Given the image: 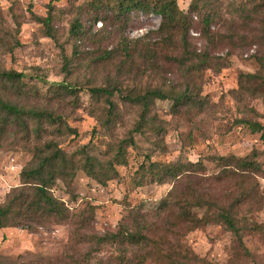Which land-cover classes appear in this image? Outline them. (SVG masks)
<instances>
[{"label": "rangeland", "instance_id": "rangeland-1", "mask_svg": "<svg viewBox=\"0 0 264 264\" xmlns=\"http://www.w3.org/2000/svg\"><path fill=\"white\" fill-rule=\"evenodd\" d=\"M90 1L0 0V71L25 74L15 85L0 79V96L62 118L61 131L57 123L25 117L26 130L12 122L0 136V203L47 142L74 154V162L83 161V148L101 162L92 175L79 169L54 182L51 193L64 202L66 219L0 228L1 264H114L113 247L93 251L78 240L117 232L128 210L154 220L157 234L178 240L203 260L198 264H264V232L251 227L264 226V142L247 123L264 122V0H177L187 16L184 43L180 32L159 29L156 14L132 12L124 20L103 7V20H94ZM45 17L48 26L40 20ZM75 21L84 37L71 36ZM121 38L134 50L129 59ZM91 87L114 91L112 116L105 95L95 98ZM152 89L168 95L151 100L153 121L137 131L142 106L130 98ZM183 91L196 103L173 104L169 95ZM119 145L121 158L114 154ZM218 156L255 159L260 169L225 174ZM148 161L187 170L162 180ZM172 188L175 195L190 192L220 205L244 200L235 210L246 220L243 245L222 224L190 231L173 226L169 212L159 208Z\"/></svg>", "mask_w": 264, "mask_h": 264}, {"label": "trees", "instance_id": "trees-1", "mask_svg": "<svg viewBox=\"0 0 264 264\" xmlns=\"http://www.w3.org/2000/svg\"><path fill=\"white\" fill-rule=\"evenodd\" d=\"M192 4L193 2L191 6ZM89 5L95 12L94 20H103L102 16L99 17L103 7H106V10L111 12L115 18H124V20L132 12L156 14L161 19L159 29L167 32V35L180 32L181 43H184L187 16L179 9L177 0H91ZM40 20L45 22L46 26L49 25L48 17ZM209 21V17L203 19L205 28L209 26ZM69 32L74 38L84 37L86 34L79 21L71 24ZM120 42L125 58H131L134 50L130 48L125 38H121ZM23 77H25L23 72L0 71V79L10 82L12 85L20 82ZM245 77L252 78L254 75L246 74ZM60 85L69 92L74 90L70 84ZM113 92L105 87L90 88V93L97 99L101 95H105L109 116H112L117 108V104L111 100ZM167 95L160 90L152 89L134 99L130 98L133 103L142 106L135 130L138 131L146 123L153 121L152 116L150 117L148 114L151 100L153 98H166ZM169 97L173 99L175 105H193L196 103L194 96L185 91L170 94ZM109 116L106 119L107 123H110ZM25 117L39 122L45 119L50 124L57 123L56 130L61 131V117L49 112L21 108L0 96V136L7 131L12 122L25 127L26 130ZM247 123L252 131L260 133V138L264 142V122L249 121ZM83 150L84 148L78 150L80 154L84 155L83 161L74 162V154L68 156L63 149L52 141L45 143L42 148L37 147L30 163L20 173V185L12 188L4 202L0 203V228L8 226L30 228L32 223L45 224L52 219H66L67 208L64 202L51 193V187L57 179L73 176V173L79 169H83L91 175L92 172L99 169L101 162ZM114 154L117 158L123 157L124 151L121 145L117 147ZM147 160H149L148 155ZM216 160L221 164L222 172L225 174H235L237 171L256 173L260 169L255 159H248L247 157L218 156ZM148 162L149 171L156 177H159L158 173L162 174L163 178L160 177L162 180L166 178L176 179L187 170L185 166L174 167L172 164ZM193 165L196 168L200 164L196 162ZM175 194L176 192L172 188L167 196L159 202V208L169 212L167 217H172L171 224L173 226L190 231L211 223L222 224L235 235L239 245H243L241 231L247 226L241 225V223L246 220L238 217L235 210L244 200L234 199L226 205H220L213 198L202 200L201 196L197 197L190 192L181 195ZM199 209H204L201 215L198 212ZM156 217L160 218L159 213H156ZM124 218L125 222L120 224L117 232L105 233L101 236L83 234L78 240L79 243L91 244L92 247L90 248L93 251H99L105 245L113 247L114 253L119 257L114 264H198L203 262L178 240L174 243L163 234H157V223L154 220H148L145 215L139 214L138 211L128 210ZM254 226L264 232L262 224L252 222L251 227ZM75 235L78 237V233Z\"/></svg>", "mask_w": 264, "mask_h": 264}]
</instances>
